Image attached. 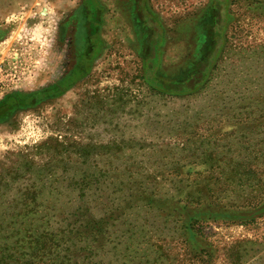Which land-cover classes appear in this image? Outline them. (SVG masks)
<instances>
[{
	"label": "rangeland",
	"instance_id": "rangeland-1",
	"mask_svg": "<svg viewBox=\"0 0 264 264\" xmlns=\"http://www.w3.org/2000/svg\"><path fill=\"white\" fill-rule=\"evenodd\" d=\"M98 1L103 46L90 71L0 122V232L23 212L81 206L82 232L98 237L77 243L69 264H264V213L233 216L264 203V0L217 1L216 64L185 95L145 80L133 0ZM81 3L0 0L1 57L16 74L0 101L73 70ZM150 4L169 30L161 62L173 72L191 54L177 33L215 2Z\"/></svg>",
	"mask_w": 264,
	"mask_h": 264
},
{
	"label": "trees",
	"instance_id": "trees-1",
	"mask_svg": "<svg viewBox=\"0 0 264 264\" xmlns=\"http://www.w3.org/2000/svg\"><path fill=\"white\" fill-rule=\"evenodd\" d=\"M217 1L214 0V6H207L196 15L191 24L182 27L177 33L176 37L185 40L191 54L181 68H178L180 63L175 66L177 68L175 71L169 72L162 69L161 62L162 49L169 37V30L153 10L150 0H133L134 15L139 24H134L132 28L140 44L138 53L144 64V78L151 87L164 94L185 95L197 91L207 81L216 64L215 60L222 46L221 40L224 39L223 30L217 29L219 16ZM120 10L124 14L123 9ZM104 13L105 8L98 0H82L77 15L79 18L77 32L81 33L79 39L83 52L78 63L67 76L50 87L32 93L8 94L0 101V122H5L8 115L16 109L34 106L46 97L61 96L74 85V81L90 71L93 60L103 46L101 29ZM146 33L147 38L144 37ZM151 51L153 57L149 55ZM81 210L82 207L78 206L69 213L66 211L59 214L40 212L18 214L15 226H8L0 232L3 234L0 236V264L71 263L69 252H72L77 243L86 238L95 240L96 236L98 237V234L82 232V228H86L87 225L78 216ZM263 213L264 203L252 212L233 216L239 219H254ZM99 222L102 220L91 223L96 228Z\"/></svg>",
	"mask_w": 264,
	"mask_h": 264
},
{
	"label": "built area",
	"instance_id": "built-area-1",
	"mask_svg": "<svg viewBox=\"0 0 264 264\" xmlns=\"http://www.w3.org/2000/svg\"><path fill=\"white\" fill-rule=\"evenodd\" d=\"M12 21V20H10ZM4 43L0 42V92L4 90L5 87L8 86L9 82H13L16 74H12V61H8L7 58H2V49ZM11 49L9 50V52Z\"/></svg>",
	"mask_w": 264,
	"mask_h": 264
},
{
	"label": "bare ground",
	"instance_id": "bare-ground-1",
	"mask_svg": "<svg viewBox=\"0 0 264 264\" xmlns=\"http://www.w3.org/2000/svg\"><path fill=\"white\" fill-rule=\"evenodd\" d=\"M24 40V39H23ZM28 42V41H27Z\"/></svg>",
	"mask_w": 264,
	"mask_h": 264
}]
</instances>
